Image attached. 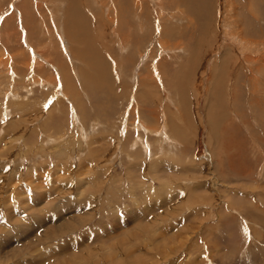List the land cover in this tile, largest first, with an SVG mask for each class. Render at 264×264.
<instances>
[{
  "label": "rangeland",
  "instance_id": "rangeland-1",
  "mask_svg": "<svg viewBox=\"0 0 264 264\" xmlns=\"http://www.w3.org/2000/svg\"><path fill=\"white\" fill-rule=\"evenodd\" d=\"M145 1L0 0V264H264V67Z\"/></svg>",
  "mask_w": 264,
  "mask_h": 264
},
{
  "label": "bare ground",
  "instance_id": "bare-ground-1",
  "mask_svg": "<svg viewBox=\"0 0 264 264\" xmlns=\"http://www.w3.org/2000/svg\"><path fill=\"white\" fill-rule=\"evenodd\" d=\"M118 2H122L123 0H117ZM129 1V0H128ZM182 1V0H181ZM181 1H176V0H166V2L164 1L163 3L161 2L160 3V5H156L157 7V11L158 10H160L161 12H162V14L163 13H167V7L168 8H170L171 9V7L172 6H175V5H177L175 8H177V12H176V14H177V16H178V18L179 17H181V15H180V13L179 12H181V9H180V5H182L181 4ZM227 1V0H226ZM241 0H239L238 2H240ZM112 2H114V1H112ZM184 1H182V3H183ZM250 2V3H249ZM255 2V0H244V5L246 4H252V3H254ZM202 3V2H201ZM210 3V4H209ZM208 3V5L207 6H209V7H211L210 9L208 8V10L206 11L205 10V8H206V6H205V8L203 9V10H201L200 11V13H197V9L195 10V9H193L192 7V9L193 10H195V12L196 13H194L193 14V20L191 19V17H190V15L188 14V13H191V11H189L188 13H185V15L182 17V18H185L186 16H187V18L189 19V21H188V19H187V21H188V23H190L191 25L192 24H194V26H195V16L196 15H200L201 17L203 16V18H204V16H206V17H208L209 18V22H208V24H213L211 27H210V30H211V33H212V39H211V41L212 40H215V38H218V39H221V40H223V38H224V40H228V38H231L234 42H235V44L237 45V47H235V48H233V49H240V51H241V53L240 54H238V56H235V58H240V55L241 54H245V62L246 63H248V64H252V63H254V64H259L260 65V67L261 68H263L264 67V47H262V46H264V39L262 38V37H260V36H257L256 38H258V40H253V39H251V41H247V39H246V35L244 34V32H243V28L241 27V26H239L240 24H238V22H240V21H237V19L235 20V18H236V16L237 17H239L237 14L238 13H240V12H238L237 11V9L239 8L237 5H236V0H230V1H227L226 3H225V5L223 6V3L222 4H219L218 5V7L217 8H212V4H211V1ZM218 3V2H217ZM144 4H146V6L149 8V6H148V4L146 3V1L145 0H134V6H133V8L135 7V9L136 10H138V9H140V11H137V13L139 14V17H137V21H139V22H148V17L146 18V14H147V12H145L144 14H143V10L142 9H144ZM168 4V5H167ZM184 4V3H183ZM191 4V3H190ZM205 4V3H204ZM165 5H167V6H165ZM188 5V4H187ZM240 5H241V3H240ZM104 6H105V4L104 5H102L101 7H103L104 8ZM118 6V5H117ZM183 6V5H182ZM248 6V5H247ZM184 7H185V4H184ZM241 7H243L242 5H241ZM120 8V7H119ZM132 8V7H131ZM130 8V9H131ZM206 8V9H207ZM247 8V7H246ZM114 12H116L117 13V10H116V7L114 6ZM169 9V10H170ZM183 9V8H182ZM122 10V9H121ZM188 10V9H187ZM191 10V9H190ZM205 10V11H204ZM213 10H214V12H213ZM248 10V9H247ZM184 11V10H183ZM110 12V11H109ZM122 12V11H121ZM186 12V11H185ZM242 12V11H241ZM116 13H115V15H116ZM120 13V12H119ZM192 14V13H191ZM241 14V13H240ZM242 14H244V13H242ZM148 15V14H147ZM90 16V15H89ZM119 16H120V14H119ZM142 16V17H141ZM215 16V17H214ZM248 16V15H247ZM111 17V16H110ZM170 17V16H169ZM240 17H241V15H240ZM176 18V17H175ZM213 18H214V21H213ZM244 18V17H243ZM248 18H249V16H248ZM111 23H115L116 22V20L112 17L111 19ZM149 20H150V14H149ZM163 20V19H162ZM246 20H248V19H246ZM186 21V20H185ZM235 21V22H234ZM94 22V21H93ZM158 22V21H157ZM244 22H247V21H244ZM234 23H236V24H234ZM69 24V23H68ZM67 24V25H68ZM139 24V23H138ZM91 25V24H90ZM145 25L146 24H144V26H143V24L141 25L140 24V28L143 26L144 28H145ZM242 25V24H241ZM243 26V25H242ZM59 27V26H58ZM250 27V26H249ZM139 28V29H140ZM191 28V27H190ZM68 31V30H67ZM84 31V30H83ZM113 31H115L114 29H113ZM146 31V30H145ZM180 31V30H179ZM184 32V31H183ZM116 33V32H115ZM185 33V32H184ZM191 33V32H190ZM89 34V33H88ZM113 34V33H112ZM166 34V33H165ZM179 34H181L180 32H179ZM179 34H178V37H180L179 36ZM187 34V33H186ZM189 34V33H188ZM251 34V33H250ZM164 35V34H163ZM71 36V35H70ZM91 36V35H90ZM117 36V35H116ZM142 36H143V34H142ZM214 36V37H213ZM224 36V37H223ZM256 36V35H255ZM190 36H188V38H189ZM264 37V36H263ZM185 38V37H184ZM183 38V39H184ZM163 39V38H162ZM177 39V38H176ZM72 40H73V36H72ZM126 40V39H125ZM165 40V39H164ZM171 40V39H170ZM170 40H169V43H170ZM189 40V39H188ZM223 40V41H224ZM161 41V40H160ZM172 41V40H171ZM173 41H175V40H173ZM225 42V41H224ZM229 42V41H228ZM74 43V42H73ZM106 43V42H105ZM126 43V42H125ZM220 43V42H219ZM222 43V42H221ZM227 43V42H226ZM225 43V45H227ZM95 44V43H94ZM119 44V43H118ZM228 44H230V42L228 43ZM125 45V44H124ZM98 46V45H97ZM176 47H178V48H180V46H181V44H179V45H175ZM230 46V45H229ZM75 47V46H74ZM126 47V46H125ZM183 47V46H182ZM76 48V47H75ZM75 48H73V49H75ZM94 50V49H93ZM126 50V49H125ZM180 50V49H179ZM182 50V49H181ZM180 50V51H181ZM231 49L230 48H227L226 49V51L228 52V51H230ZM86 51V50H85ZM141 51V50H140ZM167 51V50H166ZM165 51V52H166ZM74 52V51H73ZM163 52V51H162ZM256 53V54H252V53ZM124 53V52H123ZM140 53V52H139ZM168 53V52H167ZM176 53V52H175ZM54 54V53H53ZM79 58V57H78ZM243 58V57H242ZM174 59V58H173ZM176 59V58H175ZM179 60V59H178ZM231 60V59H230ZM243 61H244V58L242 59V62H241V60H240V62H238V60L236 61V64L234 65V67L233 68H242V64L244 65V63H243ZM110 62H112V60L110 61ZM163 62V61H162ZM176 62V61H175ZM178 63V62H177ZM222 63V62H221ZM230 63V62H229ZM176 64V63H175ZM179 64V63H178ZM184 65V64H183ZM231 65V64H230ZM233 65V64H232ZM231 65V66H232ZM257 65H255V66H257ZM227 66H228V62H227ZM231 66H229V68H232ZM224 67V66H223ZM222 68V67H221ZM258 68V67H257ZM60 69V68H59ZM206 69H207V66H206ZM258 70V69H257ZM153 72V71H152ZM15 74V73H14ZM33 74V73H32ZM15 78H17L16 77V74H15ZM53 79V78H52ZM79 79V78H78ZM188 79V78H187ZM35 80V79H34ZM37 81H39L38 79H37ZM42 81V80H41ZM56 81V80H55ZM133 81V80H132ZM184 81H186V80H184ZM205 81V80H204ZM210 81V80H209ZM43 82V81H42ZM46 82V81H45ZM192 82V81H191ZM14 83V82H13ZM39 83V82H38ZM47 83V82H46ZM164 83V82H163ZM206 85V84H205ZM151 86V85H150ZM176 86H178L177 84H176ZM199 88V87H198ZM26 89V88H25ZM65 89V88H64ZM27 91V90H26ZM30 91H31V89H30ZM29 90L27 91V92H30ZM33 91V90H32ZM32 93V92H31ZM62 94H63V92H61ZM134 94V93H133ZM17 95V94H16ZM13 96V95H12ZM17 97V96H16ZM15 98V97H14ZM185 115V114H184ZM182 120V119H181ZM138 125H140V124H138ZM141 127H143V126H141ZM149 127V126H148ZM138 129V128H137ZM145 129V128H144ZM95 130H96V128H95ZM147 130H148V132L149 133H156L155 131V129L154 128H147ZM158 131V130H157ZM148 138V137H147ZM49 140V139H48ZM147 140V139H146ZM29 151V150H28ZM263 201V200H262ZM48 203V202H47ZM85 218V217H84ZM169 220V219H168ZM65 222V221H64ZM44 227V226H43ZM69 229V228H68ZM32 234V233H31ZM43 234V233H42ZM58 234V233H57ZM47 236V235H46ZM125 241V240H124ZM32 242V241H31ZM35 245V244H34ZM31 246H33V245H31ZM36 246V245H35ZM15 254V253H14ZM18 255V254H17ZM73 258V257H72ZM8 263V262H7ZM58 264H60V263H58ZM149 264V263H148Z\"/></svg>",
  "mask_w": 264,
  "mask_h": 264
}]
</instances>
